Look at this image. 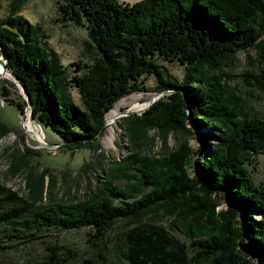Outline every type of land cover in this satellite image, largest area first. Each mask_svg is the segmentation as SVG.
Segmentation results:
<instances>
[{
	"label": "trees",
	"instance_id": "1",
	"mask_svg": "<svg viewBox=\"0 0 264 264\" xmlns=\"http://www.w3.org/2000/svg\"><path fill=\"white\" fill-rule=\"evenodd\" d=\"M25 2L10 0L0 17V55L29 94L33 120L54 130L61 147L100 151L105 115L123 96L141 91V76L153 75L157 91L168 93L143 114L117 123L128 153L107 169L100 162L104 176L84 199L66 204L51 196L44 204L54 182L49 169L27 173L24 197L0 184V210L10 205L0 211V227L10 226L7 236L32 241L50 229L89 228L92 244L107 252L112 248L105 235L120 221L125 229L113 248L128 264L261 260L264 183L254 184L246 165L264 153V118L251 110L245 91L223 67L233 66L236 53L254 50L255 67L244 71L242 81L252 87L251 95L264 94V0H57V19L85 26L97 50L87 71L74 76L48 46L41 25L21 13ZM159 60L180 62L182 79ZM69 88L77 89L79 103ZM20 100L23 113L27 103ZM190 122L213 130L198 137L206 155L196 161ZM150 129L162 154L144 151L156 140L148 136ZM10 132L0 119V139ZM170 134L177 139L173 149L167 146ZM23 162L14 157L8 168L25 172ZM163 215L188 245L156 221ZM45 251L34 264H63L79 256L51 245Z\"/></svg>",
	"mask_w": 264,
	"mask_h": 264
},
{
	"label": "rangeland",
	"instance_id": "2",
	"mask_svg": "<svg viewBox=\"0 0 264 264\" xmlns=\"http://www.w3.org/2000/svg\"><path fill=\"white\" fill-rule=\"evenodd\" d=\"M10 0H2L0 2V17L7 14L8 4ZM123 3L133 4L140 0H119ZM57 0H26L22 4L21 13L26 16L32 23L41 25L43 31L47 35L48 46L58 52L61 62L68 69V74L71 76L81 75L87 71L93 63V59L97 55V50L91 43L86 27H78L73 23H62L57 18L59 16ZM254 53L252 49L241 51L235 54V62L233 66L225 65L224 71L233 76L232 83H238V88L245 91L247 104L255 113H259L264 118V94L262 92L250 94L252 89L248 84L243 83V73L249 68L255 67ZM159 62L167 67L170 74L177 79H182L184 76V67L179 62H167L159 60ZM79 63L81 68H78ZM7 74V73H6ZM8 76V74H7ZM0 77V119L10 128L11 132L0 139V184L5 185L10 190L17 192L18 196H25L26 191V176L30 170L35 172L43 169H49L53 175V186L51 194L44 195V204L48 203V198L52 196L55 201L61 200L66 204L77 202L86 197L89 189L95 188L99 181L104 176V172L100 167V162L104 163V167L113 165L127 155L128 145L124 135L123 128L120 129L117 123L122 121L120 116H123L126 111H143L151 100L160 99L166 92L159 93L156 89L157 81L153 75L141 76L142 84L141 91L134 92L130 95L123 96L118 102H115L113 108L108 111L118 114L113 121L108 124L107 116L105 115L106 128L98 137V144L101 146L100 151L93 149L68 150L58 146L62 145L59 135L49 128L41 129L43 135L33 136L29 133V111L28 109L21 113L18 107L20 99H25L21 87L13 77ZM72 97L78 102V93L76 88H69ZM79 103V102H78ZM108 113V114H109ZM137 115V114H135ZM33 123V122H32ZM39 128L38 125L33 123ZM192 133L195 135L190 138L191 147L199 149V153L194 156L203 158L206 154L205 146L199 142V136L213 132V130L204 127L198 129L192 125ZM156 137L155 143L148 145L144 150L150 154H162L163 149L157 132L149 130L148 136ZM199 137V138H198ZM50 144V145H49ZM52 144V146H51ZM56 145V146H55ZM169 148L173 149L177 146V139L170 134L168 138ZM32 152L39 153L30 155ZM14 157L23 159V165H26L27 171L13 174L8 167ZM253 161L247 163L246 169L249 172L254 184L264 183V153L257 154L253 157ZM196 168V166H195ZM47 197V198H46ZM6 204L2 210L9 208ZM225 208L223 202L219 209ZM0 210V211H2ZM249 215V214H247ZM254 218L257 214L252 215ZM167 226L171 233H174L181 241L189 244L185 235L177 230L176 227H171L172 218L160 216L156 221ZM10 226L0 227V264H34L41 261L47 254L48 246H57L63 249L74 250L79 256L69 258L63 264H86L84 260H93L98 264H128L127 261L116 253L113 245L118 242V239L125 229L123 222L114 225L112 230L105 235L109 241L107 247L111 250L99 251L98 247L92 244V230L83 228L78 230L65 229H50L43 231L38 238L27 241L26 239H14L7 236L6 229ZM104 238V239H105ZM60 252L62 259H65L66 253ZM255 264H263L264 256L258 260L255 256L252 258ZM103 261V262H102Z\"/></svg>",
	"mask_w": 264,
	"mask_h": 264
},
{
	"label": "water",
	"instance_id": "3",
	"mask_svg": "<svg viewBox=\"0 0 264 264\" xmlns=\"http://www.w3.org/2000/svg\"><path fill=\"white\" fill-rule=\"evenodd\" d=\"M0 63L2 64V66H3V70L4 71H6V72H8L9 74H10V76L11 77H13V79H15L16 80V82L19 84V86L21 87V90H22V92H23V94L25 95V101H26V103H27V109H28V111H29V120L31 121V122H33V123H35L36 125H38L39 126V128H41V126L38 124V123H36L34 120H33V117H32V105H31V101H29V99H30V97H29V94H27L26 93V91H25V88H24V86H22V84L20 83V81L17 79V77L15 76V75H13V73L12 72H10L11 70L7 67V60L6 59H4L3 58V55H0ZM0 77H1V75H0ZM164 92H166V90L164 91ZM164 92H161V93H164ZM166 93H168V92H166ZM159 100V99H158ZM157 100V98L155 99V100H151L150 101V103H148V106H146V108L143 110V111H140L141 113H143V112H145L148 108H150V106L152 105V104H154L156 101H158ZM26 109V110H27ZM135 114H140L138 111H136V112H133V111H126L125 112V114H123V116H120V118H122V117H129V116H133V115H135ZM41 129H43V128H41ZM50 145V144H49ZM58 146H61L60 144H57ZM51 146H52V144H51ZM56 146V145H55Z\"/></svg>",
	"mask_w": 264,
	"mask_h": 264
},
{
	"label": "bare ground",
	"instance_id": "4",
	"mask_svg": "<svg viewBox=\"0 0 264 264\" xmlns=\"http://www.w3.org/2000/svg\"><path fill=\"white\" fill-rule=\"evenodd\" d=\"M8 74V76H9V73L8 72H6V71H4L3 70V66H2V64L0 63V75L1 76H3V77H6L7 76V74ZM7 76V77H8ZM10 77V76H9ZM109 113V112H108ZM107 113V122H108V124H110L112 121H113V119L114 118H116V116H118V114H114V112H111V113H109L108 114ZM30 128H29V133H31L33 136H35V135H38V136H42L43 135V132H42V130H41V128H38L37 126H35L32 122H30V126H29Z\"/></svg>",
	"mask_w": 264,
	"mask_h": 264
}]
</instances>
